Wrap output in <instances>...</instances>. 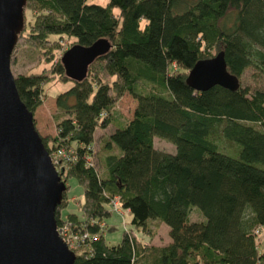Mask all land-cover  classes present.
<instances>
[{
  "label": "trees",
  "instance_id": "trees-1",
  "mask_svg": "<svg viewBox=\"0 0 264 264\" xmlns=\"http://www.w3.org/2000/svg\"><path fill=\"white\" fill-rule=\"evenodd\" d=\"M25 8L30 19L23 15L15 42H32L45 60L63 37L88 44L101 36L110 43L79 80L63 73L59 59L13 75L31 112L48 75L70 82L54 95L55 133L40 138L48 153L57 147L75 153L57 171L82 186L77 212L60 215L64 190L54 208L56 224L68 219L74 231L86 232L87 248L74 253L73 264L262 263L252 228L264 223V89H248L238 76L247 66L264 75V0H25ZM211 48L222 49L227 70L237 76L235 89L196 90L184 81ZM124 91L134 105L107 134L105 148L116 152L104 155L99 175L84 155L91 154L95 126L111 120L112 103ZM152 135L174 150L155 148ZM228 142L238 145L235 156L216 149ZM113 195L132 226L143 228L148 219L166 224L169 242L138 247L125 228L118 241L106 243L98 219L112 211ZM191 206L201 219H188Z\"/></svg>",
  "mask_w": 264,
  "mask_h": 264
},
{
  "label": "water",
  "instance_id": "water-1",
  "mask_svg": "<svg viewBox=\"0 0 264 264\" xmlns=\"http://www.w3.org/2000/svg\"><path fill=\"white\" fill-rule=\"evenodd\" d=\"M24 3L0 0V264H73L74 252L55 228L54 208L65 184L33 125L32 112L18 96L9 65ZM109 46L101 36L88 44L71 43L59 55L63 73L83 78L88 63ZM184 81L196 90L238 85L222 49L196 59Z\"/></svg>",
  "mask_w": 264,
  "mask_h": 264
},
{
  "label": "rangeland",
  "instance_id": "rangeland-1",
  "mask_svg": "<svg viewBox=\"0 0 264 264\" xmlns=\"http://www.w3.org/2000/svg\"><path fill=\"white\" fill-rule=\"evenodd\" d=\"M87 2H97L104 3L105 0H86ZM190 1V0H184ZM116 12L115 9L112 10ZM32 10L25 8V3L23 7L24 20L30 19V13ZM227 16V22H230L232 18V13L229 12ZM139 25L143 23V19H140ZM53 37V36H52ZM73 37H63L60 38L57 47L52 49L50 61H55L59 59V55L72 42ZM15 50L13 55V61L10 64V70L13 75L17 73H26L29 71H42L49 67L48 60L43 58V52L39 50L40 48L34 47L32 42L24 41L22 43H14ZM215 48H211V53L215 52ZM170 68L179 69L173 63L169 66ZM239 84L245 85L248 89L258 88L264 89V75L260 73L256 68L252 66H247L243 69L242 73L238 76ZM70 82L58 77L56 74H50L47 80L42 84V93L40 95V102L32 110V120L33 125L40 136L53 135L55 133V121L59 114L58 109L54 104V95L56 91L61 90L66 87ZM134 105V99L127 93L123 92L113 103L110 108L111 120L103 127L95 126L92 132L91 141V154L84 155V164H93L97 174L101 175L103 170L101 168V163H103V157L108 152H116L113 148L106 149L104 145V140L107 134L115 127L119 126L125 118H128L131 114L132 106ZM152 145L161 150L170 151L174 150L173 144L167 139L152 135ZM233 146V147H230ZM238 145L236 143H230L221 147L219 144L216 145V149L235 156L237 154ZM60 175V174H59ZM60 178H62L60 176ZM64 179V176L62 180ZM65 189L64 195L66 197L65 205L60 206L59 212L62 216L65 211H74L76 209V200L81 199L82 186L73 176H67L64 180ZM63 192V191H62ZM113 195L107 204L109 211L112 210L107 216L102 219H98V233L101 232L103 240L106 243H114L119 240L121 236L122 229H127L129 235L134 234L138 247L140 245H154L161 246L169 242V236L167 234V226L161 221L156 219L146 220L145 226L134 227L129 223V213L127 208L121 207L116 198ZM63 198V196H62ZM115 200V203L112 201ZM189 220H199L201 215L196 209V207L191 206L188 212ZM90 220V219H89ZM91 221V220H90ZM60 234L67 240L69 247L74 253H81L87 248L85 237H72L74 228L72 227L71 221L66 219L62 221ZM264 223L259 224V231L257 232L256 245L259 243H264V237L262 233L264 232ZM147 232V233H146ZM149 233V234H148ZM260 248V247H259Z\"/></svg>",
  "mask_w": 264,
  "mask_h": 264
},
{
  "label": "built area",
  "instance_id": "built-area-1",
  "mask_svg": "<svg viewBox=\"0 0 264 264\" xmlns=\"http://www.w3.org/2000/svg\"><path fill=\"white\" fill-rule=\"evenodd\" d=\"M49 157H50V160L51 162L53 163L55 169L57 170L61 165H62V161L65 160V159H72V158H75L74 157V154H73V151L72 149L70 148H64V147H57L55 149H53L52 151H50L49 153ZM115 200L114 199L112 201V203H115ZM63 224L60 223V224H56L55 228L57 230V233L61 236V238L66 242L67 246L68 243H67V240L60 234L61 232V225ZM259 231V224L255 225L253 228H252V233L256 236L257 235V232ZM86 236V232H82V233H77V231H73V234H72V237H78V238H81V237H85ZM260 264H264V261Z\"/></svg>",
  "mask_w": 264,
  "mask_h": 264
},
{
  "label": "crops",
  "instance_id": "crops-1",
  "mask_svg": "<svg viewBox=\"0 0 264 264\" xmlns=\"http://www.w3.org/2000/svg\"><path fill=\"white\" fill-rule=\"evenodd\" d=\"M261 235H262V237H264V232ZM255 247H256L257 251L264 252V243H261L260 239H259V243L257 245H255Z\"/></svg>",
  "mask_w": 264,
  "mask_h": 264
}]
</instances>
